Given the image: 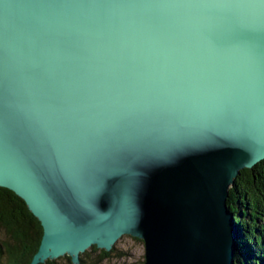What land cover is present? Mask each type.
Listing matches in <instances>:
<instances>
[{
    "label": "water",
    "instance_id": "95a60500",
    "mask_svg": "<svg viewBox=\"0 0 264 264\" xmlns=\"http://www.w3.org/2000/svg\"><path fill=\"white\" fill-rule=\"evenodd\" d=\"M264 159V0H0V186L29 264L123 235L144 264H235L227 206Z\"/></svg>",
    "mask_w": 264,
    "mask_h": 264
},
{
    "label": "trees",
    "instance_id": "16d2710c",
    "mask_svg": "<svg viewBox=\"0 0 264 264\" xmlns=\"http://www.w3.org/2000/svg\"><path fill=\"white\" fill-rule=\"evenodd\" d=\"M234 182L226 202L239 231L235 264H264V159L252 168L241 169ZM42 234L39 220L26 203L10 189L0 186V264H29ZM114 248L105 251L91 245L80 254V264H102ZM60 260L63 264H73L67 255L42 264H57Z\"/></svg>",
    "mask_w": 264,
    "mask_h": 264
},
{
    "label": "rangeland",
    "instance_id": "374dc122",
    "mask_svg": "<svg viewBox=\"0 0 264 264\" xmlns=\"http://www.w3.org/2000/svg\"><path fill=\"white\" fill-rule=\"evenodd\" d=\"M112 255L102 264H144V244L130 236H121L114 244ZM57 264H63L58 261Z\"/></svg>",
    "mask_w": 264,
    "mask_h": 264
}]
</instances>
